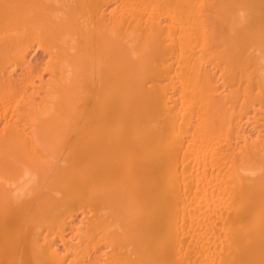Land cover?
I'll list each match as a JSON object with an SVG mask.
<instances>
[{
  "label": "bare ground",
  "instance_id": "bare-ground-1",
  "mask_svg": "<svg viewBox=\"0 0 264 264\" xmlns=\"http://www.w3.org/2000/svg\"><path fill=\"white\" fill-rule=\"evenodd\" d=\"M0 264H264V0H0Z\"/></svg>",
  "mask_w": 264,
  "mask_h": 264
},
{
  "label": "rangeland",
  "instance_id": "rangeland-1",
  "mask_svg": "<svg viewBox=\"0 0 264 264\" xmlns=\"http://www.w3.org/2000/svg\"><path fill=\"white\" fill-rule=\"evenodd\" d=\"M41 55L40 54H37V55H35V59H34V57L32 58V61H35V63H37V62H39L40 60H41V57H40ZM39 58V59H38ZM34 59V60H33Z\"/></svg>",
  "mask_w": 264,
  "mask_h": 264
}]
</instances>
